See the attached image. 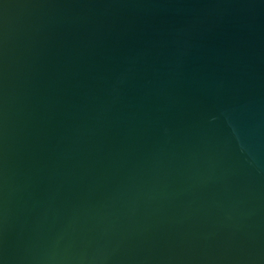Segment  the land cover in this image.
Masks as SVG:
<instances>
[{"label": "water", "instance_id": "95a60500", "mask_svg": "<svg viewBox=\"0 0 264 264\" xmlns=\"http://www.w3.org/2000/svg\"><path fill=\"white\" fill-rule=\"evenodd\" d=\"M0 264H264V0H0Z\"/></svg>", "mask_w": 264, "mask_h": 264}]
</instances>
